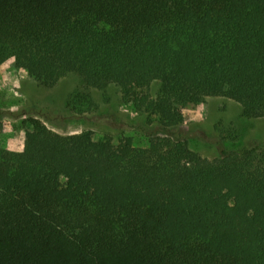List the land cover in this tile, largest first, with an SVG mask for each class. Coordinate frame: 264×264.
I'll return each mask as SVG.
<instances>
[{"label": "trees", "instance_id": "1", "mask_svg": "<svg viewBox=\"0 0 264 264\" xmlns=\"http://www.w3.org/2000/svg\"><path fill=\"white\" fill-rule=\"evenodd\" d=\"M6 49L43 87L75 74L148 101L160 134L0 148V264H264V146L204 158L174 111L220 96L264 118V0H0Z\"/></svg>", "mask_w": 264, "mask_h": 264}, {"label": "rangeland", "instance_id": "2", "mask_svg": "<svg viewBox=\"0 0 264 264\" xmlns=\"http://www.w3.org/2000/svg\"><path fill=\"white\" fill-rule=\"evenodd\" d=\"M160 82L143 90L141 99H155ZM90 95L76 107L72 99ZM148 101L127 102L119 86L86 88L75 74L62 78L54 87H43L12 53L0 51V148L48 156L52 137L91 132L93 139L110 138L115 145L131 137L134 146L146 147L159 133L158 117L148 111ZM181 136L200 156L213 160L222 149L264 146V118H248L237 101L208 97L204 101L174 100Z\"/></svg>", "mask_w": 264, "mask_h": 264}]
</instances>
